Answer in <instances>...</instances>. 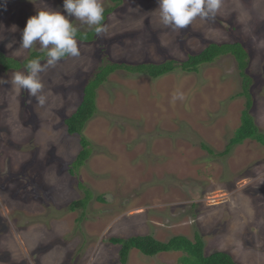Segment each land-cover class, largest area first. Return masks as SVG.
Masks as SVG:
<instances>
[{
  "label": "rangeland",
  "instance_id": "1",
  "mask_svg": "<svg viewBox=\"0 0 264 264\" xmlns=\"http://www.w3.org/2000/svg\"><path fill=\"white\" fill-rule=\"evenodd\" d=\"M45 9L63 12V0H0V51L22 61L41 51L20 43L27 19ZM72 19L80 31L94 28ZM103 29L93 42L77 39L78 56L41 73L43 106L11 84L25 68L0 66V264H119L112 237L196 234L206 256L224 251L239 264H264V145L247 139L222 155L247 103L233 56L197 73L110 75L84 128L91 156L78 171L81 136L64 121L103 58L185 60L212 42L239 41L250 53L251 115L264 134V0H222L214 19L184 29L161 23L158 0H123ZM84 187L94 194L88 206L70 210ZM183 254L134 249L128 264H179Z\"/></svg>",
  "mask_w": 264,
  "mask_h": 264
},
{
  "label": "trees",
  "instance_id": "2",
  "mask_svg": "<svg viewBox=\"0 0 264 264\" xmlns=\"http://www.w3.org/2000/svg\"><path fill=\"white\" fill-rule=\"evenodd\" d=\"M115 5L104 10V21L102 27L112 13L123 0H110ZM98 34L94 28L88 31H78L77 39L82 42H93L97 39ZM233 56L238 64L240 75L243 79V91L240 95L247 98L246 109L243 110L241 116V125L234 138L230 140L227 150L222 155L230 152L231 148L236 144H242L247 139H255L264 145V134L260 132L258 126L251 115L253 107L252 94L250 88L253 83V78L248 74L250 53L247 47L239 41L232 42H212L202 51L197 54H190L185 60L168 59L160 63L142 62V63H125L116 62L103 58L102 64L97 68V71L89 78L83 88V98L75 112L66 118L65 125L68 133L78 134L81 136V145L83 149L78 154L77 159L73 163L74 169L77 171L86 163L91 156L90 141L83 135L86 124L94 117L98 111L97 97L99 88L108 81L110 75L118 70L133 75H143L150 78H158L171 73L175 70H181L188 73H197L203 65L214 63L220 57ZM46 53L42 51H34L29 58L18 60L12 56L0 51V66L4 70H20L26 69V65L33 59L45 61ZM66 58V57H65ZM64 59V58H63ZM27 70V69H26ZM204 149L212 152L205 144ZM81 187L83 184L80 183ZM86 196L80 200L74 201L70 210L82 208L86 209L93 192L84 187ZM102 201V198L99 197ZM110 242L115 245H120L119 264H128L129 256L132 250L136 249L146 256H155L161 252L181 251L184 254L179 259V264H239L227 252L216 251L206 256L204 253V240L199 234H196L195 240H191L186 236H174L168 241H161L152 235L133 236L129 238L112 237Z\"/></svg>",
  "mask_w": 264,
  "mask_h": 264
},
{
  "label": "clouds",
  "instance_id": "3",
  "mask_svg": "<svg viewBox=\"0 0 264 264\" xmlns=\"http://www.w3.org/2000/svg\"><path fill=\"white\" fill-rule=\"evenodd\" d=\"M221 4L222 0H158L161 23L175 29L186 28L197 17L214 19ZM63 9V12L39 10L27 19L22 31L20 46L28 50L38 44L41 51L46 53V61H29L27 71L14 73L11 84L17 92L27 91L41 106L46 103V97L42 94L41 73L65 57L80 54L77 40L79 29L72 23V18L94 27L97 34L104 30L101 0H63Z\"/></svg>",
  "mask_w": 264,
  "mask_h": 264
}]
</instances>
